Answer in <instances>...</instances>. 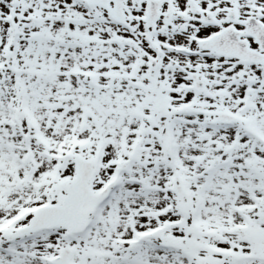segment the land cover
Masks as SVG:
<instances>
[{"label":"snow or ice","instance_id":"obj_1","mask_svg":"<svg viewBox=\"0 0 264 264\" xmlns=\"http://www.w3.org/2000/svg\"><path fill=\"white\" fill-rule=\"evenodd\" d=\"M0 264H264V0H0Z\"/></svg>","mask_w":264,"mask_h":264}]
</instances>
